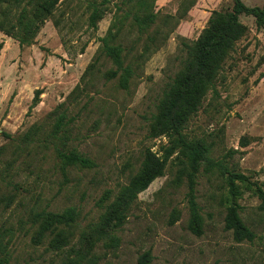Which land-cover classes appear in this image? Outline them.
I'll list each match as a JSON object with an SVG mask.
<instances>
[{
	"label": "rangeland",
	"instance_id": "374dc122",
	"mask_svg": "<svg viewBox=\"0 0 264 264\" xmlns=\"http://www.w3.org/2000/svg\"><path fill=\"white\" fill-rule=\"evenodd\" d=\"M92 1L103 0L61 2L30 46L20 48L0 32V238L11 264H62L73 256L71 249H79L81 234L103 212L99 205L103 195L110 191L113 197L128 183L145 149L156 152L166 144L165 137H148L149 125L167 84L181 68L183 44L197 39L213 11L232 7V0H194L185 10L186 0H155V24L143 33L126 25L118 41L125 63L133 69L123 89L120 73L107 79L115 69L107 58L99 57L91 70L86 69L98 55L99 38L113 22L115 6L124 1L128 11L136 0H107L108 11L96 30L87 27V4ZM244 3L261 7L264 0ZM240 21L247 33L226 59L215 94L208 93L184 133L205 142L212 160L264 189V27L257 28L250 16L242 15ZM154 33L152 45L149 37ZM146 45L150 48L143 54ZM76 86L79 91L71 95ZM36 89L42 91L40 102L29 112ZM61 103L67 108L66 133L59 134L61 141L43 144L53 124L47 115ZM34 124L42 126L38 141L18 144L4 136L17 137ZM55 147L76 150L92 165L61 171ZM226 176L218 169L199 168L195 200L203 224L202 234L196 236L188 229L187 180L170 161L164 175L138 195L115 233L118 247L106 248L100 242L92 259L82 264H136L148 250L151 264H264L261 202L238 182L239 214L255 239L236 243L224 229ZM68 208H74L77 217L65 229L66 245L54 250L49 244L54 235L37 236L34 215ZM174 211L179 218L170 224Z\"/></svg>",
	"mask_w": 264,
	"mask_h": 264
},
{
	"label": "trees",
	"instance_id": "16d2710c",
	"mask_svg": "<svg viewBox=\"0 0 264 264\" xmlns=\"http://www.w3.org/2000/svg\"><path fill=\"white\" fill-rule=\"evenodd\" d=\"M63 1L0 0V32L15 39L20 48L30 46L44 22L53 16L54 11ZM245 1L232 0L230 9L213 11L197 39L183 44L185 56L181 61V68L167 84L157 105V113L152 117L149 125L148 137L150 139L165 137L166 144L156 152L151 151L150 148L145 149L139 168L128 183L121 186L113 197L110 191L103 195L99 201L103 212L98 221L81 234L79 249H71L73 256L68 255L62 264H82L85 260L90 261L94 247L100 242L106 248L118 247L119 239L115 233L124 225L138 195L144 192L154 180L164 175L170 161L178 167L179 175H184L187 180L188 229L191 233L196 236L202 234L203 220L195 200V178L201 165H204L205 171L213 172L214 169H218L227 175L228 205L224 229L232 233L236 243L252 242L255 239L254 233L240 217V206L237 201L242 191L236 182L243 186L244 191L251 192L260 200L259 209L262 212H264V189L256 183H251L243 174L228 171L222 162L212 160L209 157L210 148L205 142L191 140L184 133L186 124L197 114L208 93L215 94V82L226 59L233 52L236 43L247 33V27L240 21V16L253 17L257 28L264 27V4L261 7H248ZM194 3V0L184 1V9L193 6ZM107 5V0L99 4L96 1L88 2L87 27L89 29L98 28V23L108 11ZM125 5L126 3L122 1L120 5L115 6L113 22L106 34L99 38L98 55L86 69V72L91 70L99 57L107 58L115 67L107 73V79L115 78L120 73L118 82L123 89H127L133 69L131 65L125 63L124 49L118 42L121 33L126 25L130 29L136 28L140 33L146 32L157 19L154 12L155 0H136L134 7L129 8L128 11L125 10ZM156 34L154 33V37H149L152 45H155ZM1 48L0 44V50ZM149 48V45H146L143 54L148 52ZM76 91H79L78 86L74 88L71 95H75ZM41 95V89L34 91L29 112L39 104ZM47 116L53 119V124L43 144L51 139L61 141L58 139L59 134H65L66 127L69 125L65 103L59 104ZM41 129V125L34 124L27 132L17 137L4 136L18 144H29L35 142ZM63 142L62 147L65 148V142ZM241 144L244 147L247 143ZM62 147L54 148L56 157L60 161L61 171L72 166L87 168L92 165L89 159L76 150L66 151ZM2 150L3 147H0V154ZM34 217L38 224L37 236L42 238L45 233L54 235L49 243L50 247L60 250L66 245L68 239V231L65 229L74 223L77 212L74 208H68L61 213L42 210ZM178 218V213L174 211L170 217V224L177 222ZM151 261V252L148 250L138 257L136 264H151ZM0 264H11L8 250L1 238Z\"/></svg>",
	"mask_w": 264,
	"mask_h": 264
}]
</instances>
